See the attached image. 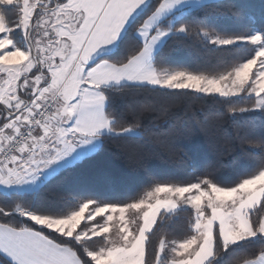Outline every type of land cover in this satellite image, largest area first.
Wrapping results in <instances>:
<instances>
[{
    "label": "snow or ice",
    "instance_id": "6c2138e0",
    "mask_svg": "<svg viewBox=\"0 0 264 264\" xmlns=\"http://www.w3.org/2000/svg\"><path fill=\"white\" fill-rule=\"evenodd\" d=\"M173 40L202 59H166ZM143 89L211 101L232 122L194 179L131 177L105 158L108 140L150 136L145 112L167 118L133 98ZM233 150L254 170L221 178ZM134 180L142 191L124 195ZM0 264H264V0H0Z\"/></svg>",
    "mask_w": 264,
    "mask_h": 264
},
{
    "label": "trees",
    "instance_id": "16d2710c",
    "mask_svg": "<svg viewBox=\"0 0 264 264\" xmlns=\"http://www.w3.org/2000/svg\"><path fill=\"white\" fill-rule=\"evenodd\" d=\"M219 2L226 5L229 0H219ZM245 2L258 5L260 0H245ZM218 23L232 30H239L242 27V22L227 15L218 17ZM255 26L259 27V24ZM238 52L240 55H247L248 47H242ZM164 55L166 59L175 63H194L202 59L197 49L175 40L169 42ZM132 96L154 101L158 107L168 108L169 114L165 119L158 110L144 113L142 123L145 128L151 130L150 136L135 140L112 139L106 142L105 158L118 170L131 177L138 178L145 169H150L162 177L192 180L194 168L215 160L219 154L218 150L224 147L225 137L235 135V128L225 115V111L220 105L211 101L199 100L195 97H180L172 101L164 93L147 89L134 92ZM185 124L189 127L196 126V131L190 137L177 140L168 135L173 129L183 127ZM250 131L258 137L259 123L256 122ZM180 149L185 151L192 149L206 159L201 164H192L190 160L180 156ZM256 159L258 157H253L242 150H233L232 157L225 158L223 166L218 168V175L221 178L234 179L241 169L254 170ZM195 175H199V172ZM120 191L124 195H139L142 191V182L134 180L126 183ZM59 192L73 193L74 186L62 183L59 185ZM159 234L158 232L157 236Z\"/></svg>",
    "mask_w": 264,
    "mask_h": 264
}]
</instances>
